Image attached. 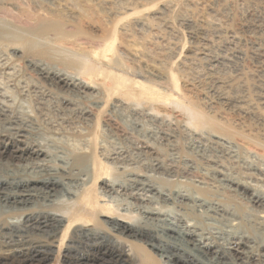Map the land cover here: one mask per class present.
<instances>
[{
    "label": "bare ground",
    "instance_id": "1",
    "mask_svg": "<svg viewBox=\"0 0 264 264\" xmlns=\"http://www.w3.org/2000/svg\"><path fill=\"white\" fill-rule=\"evenodd\" d=\"M86 2L90 11H96L105 17L106 24L101 33L88 36L91 43L81 49V59L58 56L59 54L54 57L48 53L46 47L39 48L41 46L31 38L34 32L37 34L38 29L41 31L39 33H54L61 41L72 42L75 36L72 33H62L57 26L34 28L30 37L0 25V47L8 51L15 61L21 60L30 72L48 85L64 91L60 92L61 95L64 93L67 96L70 93L81 100H91V104L86 105L84 109H81L83 105L70 106L81 110L78 111L80 117H93L95 121L93 131L86 136L84 147L60 157L58 155L61 152L58 149L64 148L62 145L51 144L53 141L50 143V140L23 123L24 119L28 124L34 125L33 122L36 121L37 115L41 114L43 107L31 108L32 110L27 112V108L20 105H0V264H48L51 260L54 264L58 262V257L61 258V264H264V234H260V238L254 236L245 228L246 223L242 218L234 216V213L230 215L227 206L220 201L208 200L201 196L197 201L199 205L196 206L207 214H223L219 216L220 221L222 226L229 230L230 236L227 242L221 239L223 243H219V239L212 235H204L202 211L197 215L198 212L192 209V218L172 220H167L160 210L150 207L142 211L146 217H135L134 214H126L123 211L121 213L113 206L109 195L118 190H137L135 186H139V183L142 185V182L136 180L140 175L132 174L127 176L125 181L118 180L117 177L120 176L97 155L96 133L99 117L108 104L110 109L106 114L109 117L107 123L114 128V109L131 104L163 105L164 108L167 105H180L178 107L181 108V105L190 104L187 102L189 99L186 102L180 99V96L185 95L182 94L184 92L196 99L200 105H207L203 111L182 107L191 129L197 132L209 131L217 138L228 137L231 130L222 126L220 120L211 125L213 119L209 114L213 109L212 105H217L224 112L237 117L239 124L249 123L248 125L256 127L249 128L252 134L249 133L246 137L247 141L264 147V0H213L208 18L203 25L198 26L197 32L195 31L197 34H192L198 38L196 48L176 65L174 64L177 56L172 53L166 52L156 61L150 60L147 51L139 53L137 60L150 63V66L152 63L151 67L161 73L160 77H153L164 80L161 82L163 84L160 81L155 84L152 80L143 78L140 72L129 74L120 63L119 52L124 53L125 47L130 48L129 44H133L134 40L144 42L151 31V22L157 19L155 15L163 14L167 8L172 9V1ZM62 3L63 10H70V5ZM159 3L162 9L153 14L151 8ZM3 4L0 3V15L8 9ZM237 4L240 9L233 13ZM29 5L32 15L43 14L50 8L35 1L29 2ZM171 5L173 7H170ZM19 15L21 17L23 12L19 11ZM232 16L235 17V28L230 24ZM185 22L188 26L194 24L189 19ZM243 56L255 64L254 70L252 68L250 72H244L236 68L233 74H224V68L230 67L232 62ZM40 57L43 61H53V66L60 64L63 69L56 70L48 67L49 64L44 65ZM145 66L146 64L141 65L144 69ZM66 67H69L71 72L75 71V75L68 74L64 70ZM78 76L84 82H81ZM66 98L63 97V100L69 101ZM57 106L63 108L64 105ZM162 136L171 137L165 132ZM143 141H139L141 149L147 150V154L156 158L158 151ZM215 159L217 161H208L218 163V159ZM261 167L253 176L247 175L244 179L246 181L236 184V187L243 193L248 190L254 192L252 195H244L246 203H243L248 205L246 211L253 214L257 220L264 221V206L261 200L264 191L254 189L248 182L256 181V176L264 178V170ZM165 168L171 174L191 177L194 182L204 185V188L214 187L211 181L197 175L192 169L179 168L172 162H168ZM261 182L264 184V179ZM143 190L146 193L159 194L163 203L179 204L174 203L171 191L166 195L154 187ZM174 194L181 200H187L180 192ZM203 194L206 195L207 192ZM236 194L231 193L229 197L237 199ZM131 196L137 201L154 202L150 197L144 200L145 196L140 197L137 193ZM238 200L242 201V198ZM181 205L184 206L182 202ZM227 215L233 219L226 218ZM13 219L18 221H9ZM239 219L240 222L234 224ZM191 221L193 224H190ZM250 243H254L255 248L249 247ZM133 247L141 248L139 256ZM126 255L132 256L131 262L122 259Z\"/></svg>",
    "mask_w": 264,
    "mask_h": 264
},
{
    "label": "rangeland",
    "instance_id": "2",
    "mask_svg": "<svg viewBox=\"0 0 264 264\" xmlns=\"http://www.w3.org/2000/svg\"><path fill=\"white\" fill-rule=\"evenodd\" d=\"M33 1L38 2L41 6L44 5L50 7V12L46 11L43 13L44 15L41 13L38 15H32L30 13L29 2ZM86 1L87 0H0V3H4L6 9L8 8L6 13H1L0 15V25L17 32L18 34L20 33V35L23 34L24 36L28 35L30 37V34H32L39 26H57L60 28L62 33L65 32L64 34L66 35H71L72 33V35L75 36L72 42L69 43V41H64L66 43L65 44L60 40L58 35L57 37L54 33L48 35L45 33H39L41 31H38V29V35L34 32L33 36L35 38L33 36L31 38L33 41L36 40L35 43H38V46H41L39 48L44 49L46 47L48 53L54 57H57L56 55L59 54L58 56L66 55L71 57V59H81L83 58V51L81 49L88 47L89 43H91L89 42L90 39L88 36L95 34L98 35L101 33L105 27L104 25L106 24L105 17L96 11H90L87 7L88 4L86 5ZM171 1L174 6H170L173 7L172 9L170 8L169 10V8H167L163 14L155 15V17L159 19H154V21L151 22V31H149L148 37L145 39L147 41L145 42L144 40L145 43L143 41L134 40L133 44H129L131 45L130 48L125 47L126 51H123L124 53L119 52L120 63L123 65V68L128 70V73L130 72L129 74L132 75L140 72L143 74V78L152 80L155 84H158L159 81L160 83L164 81L153 77H160V71L151 67L152 63L150 66V63H143L142 61L139 62L137 60L139 53L147 51L148 53H146L149 54L151 61L158 60L159 56L161 57L162 54L164 56V53L166 52L172 53L173 56H177L174 65L178 64L182 61L184 56L189 55L190 52L196 48L198 38L192 34L197 32L198 26L203 25V22L206 18H208L209 10L213 5V0ZM62 2L70 5V10H63ZM160 4L161 3L151 8L153 14L162 9V5ZM75 6L77 8L79 6V8L77 9ZM236 7V9H233V13L237 12V9H240L238 4ZM18 10L23 12L21 17ZM47 12H49L50 15L49 13L47 14ZM24 13L27 17L24 16ZM185 17L186 19L192 20L194 24L188 26L185 22ZM234 18V16L230 18V24H232L231 26L233 28H235ZM1 22H3V24ZM154 22L157 25L154 24ZM153 27L154 29H151ZM48 44L50 46H48ZM0 49H2L0 50V105H20L21 107L27 108V112L33 108L37 109L39 107H43L41 114H38L36 121L33 122L34 125H31L30 123L28 124V122L24 119L23 123L31 129L37 131L40 136H43V138L45 137L48 141L50 140V143L53 141L51 144L57 143L59 146L62 145L64 148H62L63 150L58 149V151L61 152L58 156L62 157L69 154L74 149L83 148L85 142H87L86 136L93 131L95 121L92 119L93 117H88L87 119L86 117H80V115H78V111L81 110H77L70 105H83L81 109H84L86 108V105L91 104V100H81L70 93H68V95H71V97L67 94V96H65L64 93L61 95L64 91H60L59 89L57 90L56 88L48 85L47 82L43 81V79H40L30 72L21 60L20 62L19 59L15 61L8 51L2 47H0ZM239 58L240 57L232 62L230 67H227L226 69L224 68V74L231 75L239 68L244 72H250L252 68V70H254L255 64L248 57L243 56L242 58ZM40 61H43L41 57ZM45 61H43L44 63L42 62L44 65H51L54 63L49 59H47L46 62ZM235 62L237 63L235 64ZM142 64L143 66L146 64L145 69L141 67ZM49 65L47 66L53 67L56 70L63 69V66L60 64L56 66L54 65L55 67L53 64L51 66ZM70 67L74 68L73 65H70ZM68 68L69 67H66L64 70L68 74L73 75L75 71L71 72V69ZM153 70L155 71L153 72ZM79 80L84 82L82 78ZM89 92L91 93L92 90ZM95 94L96 93L94 92L93 95ZM182 94L185 95L180 96V99L182 98L184 102L189 99L187 102L191 104L181 105L182 107L186 106L188 109L196 108L203 111L204 107L207 106L200 105L199 102L195 101L196 99L194 100L192 96L184 92ZM63 97H67L66 99L69 101L65 102ZM57 105L64 106L63 108H59ZM109 105L110 104H108V107L104 109L102 115L99 117V124L96 130L98 138L97 155H99L103 162L107 163L109 167L115 171L118 176H120L117 177L120 181H125L132 174H139L140 177L136 178V180L142 182V185L141 183L138 184L139 186L136 185L135 187H137V190H133L132 192L130 191L131 195L137 193L141 195L140 197L145 196L143 197L144 200L150 197L153 199L151 200L152 202L156 201L155 204L154 202L147 203L137 201L132 198L133 196L130 195V192L118 190L116 193H112L109 196L111 198L110 200L113 202V206L119 209L120 212L123 211V213L126 214L132 213L135 217H146L147 215L143 214L142 211H144L145 208L150 207L151 209L160 210L167 217V220H172L173 218L182 217L192 218V209H194L195 212H198L197 215L200 211H202L203 214L201 215H204L202 218L205 223L204 235L206 237L209 235L216 237V239H219V243H223V241L227 242L230 240V236H228L229 230L222 226V222L220 221L221 217H219L220 215L223 216V214L216 216L211 213L207 214L204 210L199 209L197 207L199 202L197 201H199L202 196L208 200H216L224 203L227 206L230 215L234 213V216L242 218L243 222L246 223L245 228L254 236H258L257 238H260V234H264V221L257 220L253 214L246 211L248 210V205L245 204L244 195H252L254 192L248 190L246 191L247 193H243V191H239L236 187V184L246 181L244 179L247 175L249 176L250 174L253 176L255 171H257V169L261 166V169L264 170V147L254 145L247 141L246 138L249 136V133L250 135L252 134V131L250 132L249 130L256 127L248 125L249 123H243V125L239 124L237 117L224 112L217 107V105H212L214 110L212 109L209 114V116L213 119V121H211V125L213 126L214 122L217 123V121L220 120L219 123L224 127H228V129L231 130L230 135H232L231 137H229L230 135L228 137H224V139L223 137L217 138L212 136L209 131L197 132L191 129L188 125L189 121L186 114H183L182 112L184 109L182 107H178L180 105H167V107L165 106L164 108L163 105L131 104L127 107L124 106L114 109V121L116 123V127L114 126L113 128L109 125V123H107V118L109 117H107L106 114L110 109ZM36 113H38V111H36ZM164 132L166 134L168 133L171 137H164L166 140H163L164 138L162 133ZM139 141H143L145 143L147 142L146 144L148 146L155 148L158 151V156L155 158L149 155V153L147 154V152H145L147 150L141 149ZM206 158L207 161L209 159L217 161L215 159L217 158L218 163L209 162L210 160L207 162ZM168 162L175 163V165L179 168L192 169V171H194L197 175H202L211 181L210 183H212L214 187L204 188V185L194 182L191 177L171 174L165 168ZM256 165L258 168H256ZM263 179L264 178L261 176H256L257 183L255 180V182H248L250 185L254 186V189L257 188L264 191V184L261 182ZM148 187H154L157 191L162 194L166 193V195L170 194L169 191H171L172 193L170 195L174 198V203L179 204H173V202L163 203L159 194L155 192L146 193L144 190L142 191L143 188L148 189ZM139 189H141V191H138ZM235 190L238 191H236L237 194L235 193ZM204 191L207 192L206 195L203 194L205 193ZM175 192H180V195H182V197H186L187 200L179 199V196L174 194ZM231 193L238 195L237 197L239 199L242 198V201L238 200V198L229 197ZM263 199L264 197L261 199L262 206H264ZM181 202L184 206H180ZM226 218L233 219L229 215H227ZM234 219H236V217ZM9 221L15 222L18 221V219ZM239 222L240 219L236 220L234 224ZM190 224H193V222L191 221ZM221 239L224 240L221 241ZM249 247L255 248L254 243H250ZM133 249L135 252L137 251L136 255L139 256L141 248L133 247ZM122 259L126 262H131L132 256L129 257V255H126L122 257ZM57 261L58 262H55L54 264H61V258L58 257ZM48 264H53V260H51Z\"/></svg>",
    "mask_w": 264,
    "mask_h": 264
}]
</instances>
